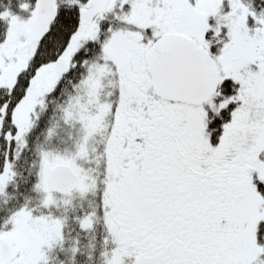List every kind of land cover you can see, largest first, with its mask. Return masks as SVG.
<instances>
[{
	"label": "snow or ice",
	"instance_id": "obj_1",
	"mask_svg": "<svg viewBox=\"0 0 264 264\" xmlns=\"http://www.w3.org/2000/svg\"><path fill=\"white\" fill-rule=\"evenodd\" d=\"M0 264H264V0H0Z\"/></svg>",
	"mask_w": 264,
	"mask_h": 264
}]
</instances>
